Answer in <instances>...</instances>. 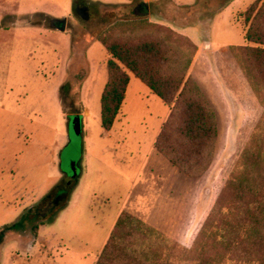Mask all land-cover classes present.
Segmentation results:
<instances>
[{"label":"rangeland","instance_id":"374dc122","mask_svg":"<svg viewBox=\"0 0 264 264\" xmlns=\"http://www.w3.org/2000/svg\"><path fill=\"white\" fill-rule=\"evenodd\" d=\"M93 1L82 0L89 8L78 13L77 0H0V229L16 223L64 178H79L67 208L40 227L36 240L28 243L15 232L8 235L0 245V264H92L98 251L100 256L103 252L101 241L113 213L125 199L137 196L142 183L141 161L167 105L134 79L123 116L107 131L101 99L111 55L94 40L84 55L75 56L73 41L90 22L97 26L111 9L103 6L107 3L127 6V13L139 17L151 15V5L143 0ZM167 1L171 6L157 9V17L186 26L177 17L173 21L174 4L194 5L200 0ZM241 2L249 5L254 0ZM249 6L234 20L228 16L215 22L206 14L188 26L201 37L194 68L198 63L202 74L198 79L218 106L220 134L215 160L197 181L195 194L185 195L189 181L173 170L181 198L171 228L179 235L195 219V237L180 246L159 240L162 256L154 257L155 263H197L203 252L195 240L264 112L232 51L233 45L246 42ZM51 16L67 18L66 30L50 28ZM73 64L88 71L75 100L63 88ZM194 68L191 73L196 76ZM77 115L82 120L80 134L74 127ZM157 214L162 218V213Z\"/></svg>","mask_w":264,"mask_h":264},{"label":"trees","instance_id":"16d2710c","mask_svg":"<svg viewBox=\"0 0 264 264\" xmlns=\"http://www.w3.org/2000/svg\"><path fill=\"white\" fill-rule=\"evenodd\" d=\"M231 1L200 0L191 6L174 4L177 13L173 12V21L177 17L186 21V26L193 25L206 14L207 19L214 17ZM168 5L167 0L151 4L155 13ZM103 6L111 9L97 26L90 22L82 33L75 34L73 41L75 56L84 55L94 40L100 41L112 56L107 63L108 82L101 99L103 127L113 128L125 100L130 73L134 74L171 106V113L156 139L158 152L186 175L203 177L215 160L219 122L212 103L189 73L198 46L169 26L127 13V6ZM75 7L80 13L89 5L77 0ZM245 22L244 35L249 44L232 46V51L264 107V0H256L247 8ZM69 73L63 88L75 100L88 71L73 64ZM78 179V176L71 180L64 178L16 223L1 228L0 245L13 232L28 243L37 239L40 227L68 206ZM159 240L168 241L159 230L124 211L96 264H159L153 261L154 257L162 256ZM196 243L202 245L203 252L196 264H264V112Z\"/></svg>","mask_w":264,"mask_h":264},{"label":"crops","instance_id":"0c3cea01","mask_svg":"<svg viewBox=\"0 0 264 264\" xmlns=\"http://www.w3.org/2000/svg\"><path fill=\"white\" fill-rule=\"evenodd\" d=\"M91 1L94 3L96 2L93 0H91ZM143 1L148 2L151 5L152 3H157L160 0H143ZM255 1L256 0H254V2ZM254 2H252L251 4H253ZM98 3L105 4L107 2L98 1ZM251 4H249V5H251ZM107 5H115V4L107 3ZM175 5L191 6V5H179L177 3H175ZM249 5L248 4L246 5V3H244V2L242 3L241 0H232L227 7H225L221 12H219L218 14H216L214 16V20L216 22L220 18L226 19L228 16L230 17V19L234 20L235 14L238 13L239 11H243ZM152 12H153L154 16L152 15ZM130 14L137 16L134 13H130ZM156 14L157 13H155L153 11V8L151 6V15L147 14L143 17H148V19L151 22L170 26L171 28H173L178 33L183 34L185 36H188L198 47H200V45L198 43V41H200V38H201L200 35H197V33H195V32H191L189 30L188 26H179V25L177 26V24L168 23L167 21L160 20ZM50 18H52V16ZM232 20H231V22H232ZM233 25H236V24L234 23ZM209 41L210 40L208 38L207 42L209 43V46H211V43ZM248 44H249V42L246 40L245 44H243V45H248ZM236 46H239V45H236ZM195 58L196 57H194V60L192 62L190 70H189L190 74H192L191 70H192V68H194ZM197 66H198V63H197V65H195V68H194L195 69L194 71H195V73H197V75L196 76H194L193 74L192 75L195 77V79L198 81V83L202 87L204 93L206 94V96L208 97L210 102L212 103L215 111L217 110L216 113H217L218 122H219L218 106L216 108V105L214 104V102L207 95V93L204 89V86L202 85V81L200 79H198V77H201L202 74H201V72H199ZM107 71H108V68H107ZM244 77H245V75H244ZM134 79H138L145 86H147L141 79L136 77L134 74L130 73V83H129L128 88H127L125 100L123 102L119 116H118L113 128L115 127L116 123L121 119V116H123L125 104L127 103L128 96H129V91L131 89L132 84L135 83ZM150 91H151V93H154L151 89H150ZM160 99H161V97H160ZM163 103L166 104L164 101H163ZM170 113H171V106L167 105V111H166L165 115L163 116V119H162L159 127H157L155 129L151 139L149 140L148 149L145 151V153L143 155V159L141 161V166H140L139 171H138V179L142 180V183H141L139 189L135 192L137 196L135 195L136 196L135 198L129 197V198L125 199L122 202V204L120 205V207L117 209V211L115 213H113V215H112L113 220H112L109 228L106 230V233H105V235L101 241L102 242V249L105 246V244L107 243V241L109 240L110 235H111V233L115 227V224H116L119 216L124 211L131 213L132 215L138 217L139 219H141L142 221H144L148 225H150V226L154 227L155 229L161 231L162 233H164L166 235L167 239L171 242H177L180 244L184 243V244L188 245V243L194 241L195 224H196L195 219L191 220V222L188 221L186 231L184 233L179 234V235L176 234L174 232L175 230H173L171 228L174 226V222H171L170 220L174 219V217H177V215H175V214H177V212L179 211L180 198H181L180 190H179V178H177L178 176L177 177L175 176L174 171L177 170V172L182 173L187 179L184 181H189L188 185L190 187H187V191H185V195L187 197L195 194L197 187H199V185H197L196 183L202 177L201 178H192V177L186 175L179 168H177L176 166L171 164V162L167 158H165L162 154H160L158 152V150L156 149V146H155L156 139H157L164 123L168 119ZM107 131H110V130H107ZM219 134H220V130H219ZM148 186H150V188H148ZM157 212L159 214L160 213L163 214V216H161L162 218H160L158 216ZM169 216H170V219L167 220V218H169ZM99 257H100V250L98 251V255H96L93 258L92 264H96Z\"/></svg>","mask_w":264,"mask_h":264},{"label":"water","instance_id":"95a60500","mask_svg":"<svg viewBox=\"0 0 264 264\" xmlns=\"http://www.w3.org/2000/svg\"><path fill=\"white\" fill-rule=\"evenodd\" d=\"M67 18H50L49 19V26L53 29L59 30V31H65L67 28ZM74 127L78 134L82 131V120L81 116L77 115L74 120Z\"/></svg>","mask_w":264,"mask_h":264}]
</instances>
